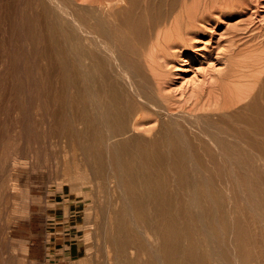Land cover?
<instances>
[{"label": "bare ground", "instance_id": "6f19581e", "mask_svg": "<svg viewBox=\"0 0 264 264\" xmlns=\"http://www.w3.org/2000/svg\"><path fill=\"white\" fill-rule=\"evenodd\" d=\"M258 4L0 0L9 27L0 33V167H12L0 198L17 192L16 174L38 166L13 150H36L58 137L61 193L86 203L85 222L65 225L77 231V246L78 233L87 247L94 239L83 262L264 264V25L256 30L252 17ZM219 24L232 34L223 37L228 45L219 37L210 43ZM195 42L204 44L198 50L211 46L212 55L217 49L224 66L207 82L195 74L174 93V62L186 61L182 54ZM243 53L250 59L240 61ZM7 100L20 111L13 118L4 116ZM27 100L33 115L25 112ZM28 196L31 209L36 200ZM27 217L20 211L9 218L2 238L11 220Z\"/></svg>", "mask_w": 264, "mask_h": 264}, {"label": "rangeland", "instance_id": "374dc122", "mask_svg": "<svg viewBox=\"0 0 264 264\" xmlns=\"http://www.w3.org/2000/svg\"><path fill=\"white\" fill-rule=\"evenodd\" d=\"M254 9H256V13L252 15V17H255L253 26L256 27L257 30L260 26L264 25V0H259V4L257 7H254ZM249 13H252V10H250ZM2 19L3 18H0V33L2 34L4 31L3 35H6L9 33L7 32L9 31V27L6 29L8 25H6L5 21ZM230 23L228 26L227 24H219V27H215L216 30L211 36L212 39L210 43L215 45L214 41L219 37V40H222V43L226 44L227 37L232 35L228 32ZM15 30L20 34V28L16 27ZM207 32L208 30L205 33ZM220 33L223 34L220 35ZM209 38L210 36L208 35L203 37V39ZM227 43L229 44V41ZM202 46H204L203 43L195 42V46H192L182 54V57L185 58L186 61L180 60L174 62L176 66L172 69L175 74L171 76V89L174 93H180L182 89L188 88L190 85L187 81L195 76V74L198 73V75H196L199 77L198 82L205 80L207 82L209 78L217 76V69H222L224 66V60L219 57L221 61L219 60L218 62L215 57L217 49L214 50L212 55V53H210L211 46L203 47L199 50L197 49V47ZM223 49L224 48H222V50ZM247 53H249V51H247ZM238 58L242 62H244V59H250L249 54L245 57L244 53L240 54ZM209 59L211 60L209 61ZM213 66L214 68H211ZM199 67H203L204 69H200ZM1 68H3V65ZM1 68L0 72L2 71ZM198 68L201 71H205L201 72ZM13 77L10 81H15L14 83H17L18 79H16L15 76ZM19 80L18 83L21 82V79ZM23 81L26 80L24 79ZM8 101L9 100L4 101V107L8 106L9 102H13V100ZM32 101L30 102L27 100V103L25 102L26 105H28V102L31 104V106L29 105L25 108V112L32 113L31 115H33L31 108L33 105ZM14 103L16 102L14 101ZM14 103L8 106L10 108H5L6 113H4V116L11 115V118H13V115L20 112L18 108H12L15 106ZM20 103L23 104V102ZM21 109L23 110L24 107ZM30 109L32 112H29ZM62 148V141L58 137H54L47 145L36 149L37 151L29 150L25 144L13 150V155L17 153L20 157H23V160L32 158L38 166L33 173L21 172L16 174L14 177L17 192L13 196H9L8 193L2 194L0 198V253H3V255L0 256V264H84L87 261L83 262L84 260H82L80 256H84L90 247L92 250H95V247H92L94 245V239L92 238L90 240L89 246L87 247V240L83 239V232L78 233L80 239L82 238L81 241H83V244L81 243V246H77L76 243L79 241L72 238L71 234V231L73 234L77 231L73 228L70 229L68 224L65 225L66 223H71V221L79 225L85 222L83 210L86 203L80 202L77 204L76 200L82 196H77L75 193H69L65 197L61 193V186L64 184L65 176L61 171L62 166L57 156L60 157ZM13 155H11V158ZM11 175L12 167L10 162L7 161L6 166L0 167V183L10 182ZM12 181L11 179V182ZM48 188L51 189L48 190ZM29 192H31L32 197L36 200L31 209L26 205L29 200ZM66 197L68 201L64 200ZM87 201H90V198L86 199V202ZM73 203L77 205H72ZM20 211L30 214L31 217L19 219L17 222L11 220V231L4 240L2 237H4V235L6 237L7 234V220ZM68 216L70 219H66Z\"/></svg>", "mask_w": 264, "mask_h": 264}]
</instances>
